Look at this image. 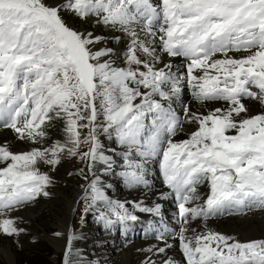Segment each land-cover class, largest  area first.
<instances>
[{
    "label": "snow or ice",
    "instance_id": "obj_1",
    "mask_svg": "<svg viewBox=\"0 0 264 264\" xmlns=\"http://www.w3.org/2000/svg\"><path fill=\"white\" fill-rule=\"evenodd\" d=\"M67 15L120 35L81 31ZM125 39L120 53L96 47ZM192 102L219 106L202 112ZM251 102L264 108V0H0V128L28 145L14 152L0 144V236L19 244L28 234L21 225L30 221L14 214L50 199L55 180L41 166L54 172L70 158L86 163L79 174L92 179L81 199L104 225L136 222V212L161 216L159 203L106 194L95 167L111 170L116 149L105 154L104 135L119 146L129 189L151 191L146 166L158 162L168 189L160 198L177 205L172 238L185 264H264V239L207 228L218 216L264 211V111L253 114ZM58 124L62 140L53 138ZM186 125L195 127L186 133ZM197 220L203 231L190 227ZM77 238L73 230L63 264ZM156 238L164 246L146 251L162 256L172 245L163 233Z\"/></svg>",
    "mask_w": 264,
    "mask_h": 264
},
{
    "label": "bare ground",
    "instance_id": "obj_2",
    "mask_svg": "<svg viewBox=\"0 0 264 264\" xmlns=\"http://www.w3.org/2000/svg\"><path fill=\"white\" fill-rule=\"evenodd\" d=\"M65 18L71 26L81 31H91L95 35L104 36L107 40H111L113 35H120L119 33L109 32L103 26L93 25L91 22L84 23L79 19H74L71 15H67ZM126 43L127 40L125 39L121 43H101L96 47L97 49L103 47L114 48L117 53H120L126 46ZM237 55H243V53ZM114 59H116L118 65L122 66L121 57L117 56ZM164 59L168 61L171 58L165 56ZM171 62L174 63V60L171 59ZM158 67H162V65H158ZM180 70L183 71V68ZM183 99L185 101H191L186 93H184ZM192 106L194 110L203 112L207 108L218 107L219 105H208L205 108L192 102ZM251 110L253 114H257L264 111V108L255 102H251ZM61 127L58 124L57 129L53 130L54 139H63L62 131L59 130ZM194 127V125H186V133L193 130ZM86 132L87 130H82V135H86ZM186 138L187 135L182 133L175 139L182 140ZM100 139L104 145L106 155L113 156L111 150L116 149V154L113 156L114 165L111 170L106 171V166L99 163L95 167L96 175L99 176L102 184L105 186L106 194L112 200L121 202L143 200L145 206L148 207H153L157 203L162 205L160 193L163 191H160L158 188L151 191H126L120 187V182L114 169L118 168V171L122 170V155L119 153V148L115 147L113 138L101 135ZM4 142H8L10 149L14 152L28 148L27 144L16 140L15 134L8 129L0 130V144ZM85 150H87V146H82L81 151ZM81 168L84 169L85 173L88 172L86 163L76 158L63 161L54 172L49 171L47 166H41L42 171L49 172L54 180L56 179L55 185L50 189L53 195L50 199H41L36 205L27 208L23 212L14 214L24 217L26 221H30L29 223L21 225L29 231L28 234H22L18 238L19 244L14 243L13 238L0 236V264H19L24 248H29L31 245L30 242H33V240H35V243L44 244L48 248L53 249L59 255L57 256L58 261L63 264L68 247V238L73 230L78 238L74 239L71 243V253L69 254L70 264H141L148 257L157 261V264H162L165 258H172L177 264H185L182 253L177 250L179 242L172 238V234L178 230V226L173 229H168L170 238L167 243L172 245V247L168 248L162 256L152 255V253L146 251L148 248L164 246L160 240L156 244L151 243L155 237L152 233L146 236L143 241L141 237L134 236L132 233L125 237L122 231L119 234L122 238L124 236V242L122 243H117L116 237H107L108 235L106 236L101 231L104 223L98 219V213L93 210L85 212V201L81 205V198L84 195L85 188L92 179L91 174H88L89 180H81L78 176L76 177L75 173H79ZM135 214L139 217L138 221L141 222L140 225H144L143 222H146V225L150 226L152 230L155 227L161 229L158 216H155V214H142V212H136ZM190 227L196 228L198 231H203L204 222L191 224ZM207 228L235 236L241 241L264 239V211H251L246 215L241 214L219 220L207 221ZM55 232H61L63 235L56 237L53 235ZM141 249L145 251H138ZM180 260L184 262L180 263Z\"/></svg>",
    "mask_w": 264,
    "mask_h": 264
},
{
    "label": "rangeland",
    "instance_id": "obj_3",
    "mask_svg": "<svg viewBox=\"0 0 264 264\" xmlns=\"http://www.w3.org/2000/svg\"><path fill=\"white\" fill-rule=\"evenodd\" d=\"M75 174H76V177L78 176L79 179L83 180V177L79 173H75ZM82 204H84L83 200H82L81 205ZM31 242H30L31 245L29 248H24L21 259L19 260V264H61L58 261V257H57L59 255H57V253H55L53 249H51L50 247L48 248L44 244H40V243L38 244L35 242L31 243ZM179 262L181 263L184 261L180 260Z\"/></svg>",
    "mask_w": 264,
    "mask_h": 264
}]
</instances>
